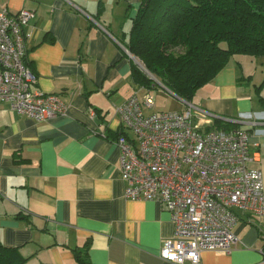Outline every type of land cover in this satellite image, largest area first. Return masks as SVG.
Returning <instances> with one entry per match:
<instances>
[{"label": "crops", "instance_id": "obj_1", "mask_svg": "<svg viewBox=\"0 0 264 264\" xmlns=\"http://www.w3.org/2000/svg\"><path fill=\"white\" fill-rule=\"evenodd\" d=\"M141 1L0 0L35 12L25 28L35 86L68 103L64 115L38 121L0 102V237L31 263L78 264L75 250H87L93 264H177L160 255L175 223L158 201L125 198L113 142L117 107L150 92L134 81L122 42ZM242 74L229 62L195 104L227 117L263 112L258 83ZM250 141L264 183V133ZM235 212L239 242L229 253L204 251L200 264H264V214Z\"/></svg>", "mask_w": 264, "mask_h": 264}, {"label": "built area", "instance_id": "obj_2", "mask_svg": "<svg viewBox=\"0 0 264 264\" xmlns=\"http://www.w3.org/2000/svg\"><path fill=\"white\" fill-rule=\"evenodd\" d=\"M34 17L30 9L0 8V102L45 121L64 115L68 103L35 86L26 63L31 33L25 30ZM137 93L116 110L120 127L113 142L125 198L158 201L170 214L175 233L164 239L163 259L200 264L204 251L231 252L239 242L235 208L264 214L263 173L250 166L256 159L250 139L264 133V111L227 117L184 99L182 111H157L150 92ZM216 119L238 125L218 126Z\"/></svg>", "mask_w": 264, "mask_h": 264}, {"label": "trees", "instance_id": "obj_3", "mask_svg": "<svg viewBox=\"0 0 264 264\" xmlns=\"http://www.w3.org/2000/svg\"><path fill=\"white\" fill-rule=\"evenodd\" d=\"M122 42L143 66L131 59L138 85L161 87L158 79L179 98L193 101L233 56H264V0H142ZM242 79L252 81L250 75ZM254 87L264 107V78ZM215 124L238 125L221 119ZM75 260L93 264L87 250H75ZM0 264L54 263H31L19 247L5 245L0 237Z\"/></svg>", "mask_w": 264, "mask_h": 264}, {"label": "rangeland", "instance_id": "obj_4", "mask_svg": "<svg viewBox=\"0 0 264 264\" xmlns=\"http://www.w3.org/2000/svg\"><path fill=\"white\" fill-rule=\"evenodd\" d=\"M230 62L238 65L241 74L246 73L247 76L250 75L252 80L258 84L262 82L264 78V56H251L246 54H238L233 56ZM151 78L153 77L151 76ZM149 91L155 100L157 111H173V110L182 111L186 108L185 101L172 95L171 93H169L168 91H166L161 87L152 88L149 89ZM263 91L262 94H264ZM193 100H194L193 102L196 103V99Z\"/></svg>", "mask_w": 264, "mask_h": 264}, {"label": "water", "instance_id": "obj_5", "mask_svg": "<svg viewBox=\"0 0 264 264\" xmlns=\"http://www.w3.org/2000/svg\"><path fill=\"white\" fill-rule=\"evenodd\" d=\"M128 51H129V50H128ZM129 53L135 58L134 60H135L136 62H138L139 64H141V63L139 62V60L136 58V56H134L130 51H129ZM161 86H162L165 90H167L169 93H171L172 95L178 97L174 92H172L171 90H169L165 85L161 84ZM178 98H179V97H178Z\"/></svg>", "mask_w": 264, "mask_h": 264}, {"label": "bare ground", "instance_id": "obj_6", "mask_svg": "<svg viewBox=\"0 0 264 264\" xmlns=\"http://www.w3.org/2000/svg\"><path fill=\"white\" fill-rule=\"evenodd\" d=\"M28 49V48H27ZM170 215V214H169Z\"/></svg>", "mask_w": 264, "mask_h": 264}]
</instances>
